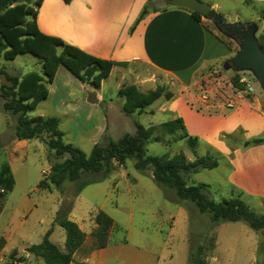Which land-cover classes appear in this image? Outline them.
<instances>
[{
  "label": "rangeland",
  "instance_id": "1",
  "mask_svg": "<svg viewBox=\"0 0 264 264\" xmlns=\"http://www.w3.org/2000/svg\"><path fill=\"white\" fill-rule=\"evenodd\" d=\"M37 1L33 6H37ZM201 1L210 3L228 23L255 21L258 25L256 35L263 48L259 40L264 43V6L261 3ZM166 6L162 0H150L148 10ZM19 13L17 9L0 13L4 16L3 24L0 16V34L7 43L0 56V68L19 76L18 92L31 106L28 114L56 117L64 132V142L86 154L95 143L104 146L109 138L116 140L125 132L133 133L135 120L149 125L176 116L182 118L168 108L159 111L164 106V99L159 98L143 112L117 120L115 117L123 99L117 96L115 86L121 82L134 83L141 90L166 86L174 97L184 95L192 106L204 113H225L240 101H254L253 105L264 115V97L253 75L223 67L237 51L236 42L218 31L207 17L202 16L201 22L221 39V48L227 49V55L203 65L194 73L192 83L183 88L170 75L138 62L120 67L112 74L110 67L99 81L90 85L79 70L83 62H87L86 58L65 45L42 38L29 15ZM108 74L99 91L104 97L98 102L91 90L98 89ZM241 77H245L254 90L248 91L239 82ZM236 78L243 88L235 85ZM3 82L5 78L0 75V84ZM2 102L0 98V165L9 164L14 185L0 206V264H43L41 258L26 249L40 242L49 229L48 239L64 249L65 230L55 222L63 215L75 221L85 233L84 244L74 253L70 264H190V256L199 247L207 264H264L262 230L252 229L243 219L212 221L208 213H200L192 202L180 200L174 189L157 183L150 168L137 169L134 157L123 164L112 161L106 170L83 172L77 180H64L59 186L54 185L49 178L50 165L66 156H56L39 138L15 139L16 114L4 110ZM230 102L232 106H228ZM106 112L108 129L102 134L96 125L104 122ZM183 122L187 132L199 139L196 155L209 152L218 161L214 169L184 173L186 182L202 184L207 196L216 201L239 196L254 211L264 212V200L238 190L229 178L234 148L245 150L254 146H242V143L251 137L264 136V132L246 137L241 126L230 132H220L219 137L230 149L223 153L206 142L205 133L210 132L215 123L188 121L189 128L199 131L198 134L190 133L184 119ZM222 133H229L230 138L222 137ZM145 148L147 154L182 151L188 159L194 158L184 141H171L169 135H163L159 142H147ZM40 180L44 182L42 186H38ZM81 181L87 183L78 190ZM99 210L112 218L113 227L106 246L94 249L91 231L95 228L93 216Z\"/></svg>",
  "mask_w": 264,
  "mask_h": 264
},
{
  "label": "trees",
  "instance_id": "2",
  "mask_svg": "<svg viewBox=\"0 0 264 264\" xmlns=\"http://www.w3.org/2000/svg\"><path fill=\"white\" fill-rule=\"evenodd\" d=\"M36 1L37 0H0V13H8L13 9H17L20 13H27L37 32L38 29L32 18L35 14L32 5H34ZM63 1L68 3L70 0ZM244 2L255 1L244 0ZM149 3L150 0L143 6L130 30H132L135 24L149 12ZM38 4L39 0L37 1V5ZM186 9L194 20L201 22L202 16L197 11ZM1 15L2 14H0V16ZM3 17L4 16H1V24H3L4 21ZM262 17L264 18V13ZM39 34L42 38L47 37L54 42L75 50L79 55L84 56L87 62H83L85 64H83L79 70L83 79L90 85L95 84L97 80L99 81L113 64L121 66H126L128 64L126 61H102L93 58L55 36L44 35L40 32ZM216 37L218 36L216 35ZM259 40L264 48L263 41L261 39ZM6 48L7 43L0 34V56ZM0 75H3L5 78V82L0 84V98L3 100L2 107L4 110L16 114V127L14 132L16 138L18 140L39 138L48 149L53 150L56 156H66L63 160L55 161L50 165L49 178L54 185L59 186L64 180H77L83 172H100L106 170L110 167L112 161L123 164L129 157H134V164L137 169L143 170L145 168H150L152 176L157 183L174 189L180 200L192 202L200 213H208L212 221L220 219L231 221L243 219L252 229L262 230L264 234V212L258 213L254 211L239 196H232L222 199L221 201H216L207 196L202 184H188L186 182L184 173L196 171L198 169H214L217 167L218 161L217 158L209 152L203 155H196L195 148L198 145L199 139L197 136L190 135L187 132L183 119L180 116H176L159 124L149 125H143L135 120V130L133 133H125L116 140L109 138L104 146L95 143L91 147L90 152L86 154L73 144L64 142V132L59 128V121L56 117L28 114L31 106L18 92V85L20 82L19 76L9 74L4 68H0ZM235 85L239 88H243L238 82V78L235 79ZM116 94L123 99L120 109L126 115L143 112L159 98L171 100L174 97V93L166 86L157 85L152 89L143 91L134 83L121 84ZM163 135H169L171 141L174 142L180 140L184 141L186 146L193 152L194 158L192 160L188 159L182 151L147 154L145 144L149 141H162ZM222 137L230 138V134L222 133ZM259 143H264V136H255L245 139L242 146ZM43 183V180H40L38 186H42ZM86 183L87 181L78 183V190ZM13 185L14 178L10 166L8 163L4 162L0 165V206L3 197L11 191ZM46 186L50 188L48 183ZM93 220L95 228L91 231V235L94 239V249H101L107 244L108 234L113 227V220L103 210L97 211L93 216ZM55 222L65 230L64 249H61L48 239L51 232L49 229L45 232L40 242L30 244L26 250L35 257L41 258L43 264H70L73 261L74 253L84 244L85 233L75 221L69 219L65 215L58 216ZM19 260L21 261L22 258L20 257ZM190 264H207L201 253V247L197 248L196 252L190 256Z\"/></svg>",
  "mask_w": 264,
  "mask_h": 264
},
{
  "label": "crops",
  "instance_id": "3",
  "mask_svg": "<svg viewBox=\"0 0 264 264\" xmlns=\"http://www.w3.org/2000/svg\"><path fill=\"white\" fill-rule=\"evenodd\" d=\"M254 1L264 6V0ZM147 2L70 0L65 3L63 0H39L37 6L32 5L35 7L32 18L40 33L55 36L88 56L102 61H126L127 65L134 62L149 65L164 75H170L183 88L192 83L194 73L203 65L227 55V49L221 48V40L202 22L194 20L182 6L168 5L151 10L130 30ZM120 67L125 66L113 64L110 73ZM109 75L102 79L98 89L91 90L98 102L104 97L99 91ZM121 84H116L115 92ZM253 102L240 101L225 113H204L192 106L184 95H176L172 100H164V106L158 110L169 109L181 115L188 128L190 120L215 123L211 131L205 133L206 142L226 153L230 149L219 137L220 132H230L239 126L245 129L246 137L264 132V115ZM124 116L127 115L119 108L115 118L125 120ZM103 117L104 122L96 125L102 134L108 129L107 112ZM189 132L200 134L190 128ZM232 155L230 181L238 190L264 200V143L245 150L234 148Z\"/></svg>",
  "mask_w": 264,
  "mask_h": 264
},
{
  "label": "water",
  "instance_id": "4",
  "mask_svg": "<svg viewBox=\"0 0 264 264\" xmlns=\"http://www.w3.org/2000/svg\"><path fill=\"white\" fill-rule=\"evenodd\" d=\"M166 5L182 6L206 16L218 31L234 40L237 51L223 63L224 68L234 71H248L257 80L264 97V49L260 46L255 21L228 23L210 3L201 0H162ZM264 104V101H263Z\"/></svg>",
  "mask_w": 264,
  "mask_h": 264
},
{
  "label": "built area",
  "instance_id": "5",
  "mask_svg": "<svg viewBox=\"0 0 264 264\" xmlns=\"http://www.w3.org/2000/svg\"><path fill=\"white\" fill-rule=\"evenodd\" d=\"M239 82H240L242 85H245V87H246V89H247L248 91H252V90H254L253 85L249 84L248 81H247V79H246L245 77H241V78L239 79ZM228 106H232V103H231V102L228 103Z\"/></svg>",
  "mask_w": 264,
  "mask_h": 264
}]
</instances>
